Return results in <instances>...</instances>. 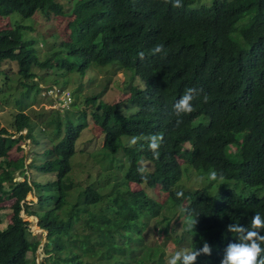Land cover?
Segmentation results:
<instances>
[{"label": "trees", "instance_id": "trees-1", "mask_svg": "<svg viewBox=\"0 0 264 264\" xmlns=\"http://www.w3.org/2000/svg\"><path fill=\"white\" fill-rule=\"evenodd\" d=\"M183 5L174 8L164 0H0V16L8 18L0 26V65L18 66L21 94L28 90V97L35 90L31 100L20 96L15 105L21 107L24 100L21 108L35 110L33 103L44 102L35 98L40 89L48 98L45 88L67 87L60 76L82 80L93 70L91 83L106 68L112 76L118 71L130 75L124 99L117 95L104 101V92L88 96L82 89L112 166L98 169L96 159L78 152L88 114L76 95L64 114L37 111L31 116L24 109L12 110L4 118L6 125L0 120V204L14 199L5 228L0 205V264H165L172 255L166 251L169 242L175 251H194L204 240L212 254L199 256L196 264H220L228 243L237 239L226 232L227 225L250 227L255 213L264 217V0H183ZM56 16L69 18V35L54 34L53 44L42 39L47 52L42 59L32 32L36 20L48 24ZM158 44L166 56L153 53ZM135 76L144 89L132 84ZM12 79L13 73L0 66V109L15 95ZM189 87L199 92L194 111L178 117L173 104ZM23 130L42 146L38 164L26 166L23 155L11 156L15 147L22 150ZM153 135L163 137L159 158L149 148ZM77 152L84 155L81 166L80 157L73 166ZM212 171L223 179L210 181ZM132 183L157 189L161 199ZM29 194L37 197L36 203L27 201ZM22 212L38 218L47 232L44 244ZM176 214L183 218L182 230L178 225L170 229ZM196 217L198 223L189 231V221ZM154 220L153 231L167 233L163 244L147 241Z\"/></svg>", "mask_w": 264, "mask_h": 264}, {"label": "rangeland", "instance_id": "rangeland-1", "mask_svg": "<svg viewBox=\"0 0 264 264\" xmlns=\"http://www.w3.org/2000/svg\"><path fill=\"white\" fill-rule=\"evenodd\" d=\"M67 0H63V2ZM212 0H201V3L203 4H209L211 3ZM2 16H0V26L6 25V23L8 22V18H3ZM13 20V19H12ZM69 21V18L67 16H56L52 22L48 23V24H44L43 22H40L39 20H36L35 26H34V31L32 32V35L35 36L36 38H38L39 43H37V47H38V53L40 54V58H44V56L47 55L46 52V46L44 47V44L41 43V40L46 38L47 43L49 44H53V42L56 40L53 35L54 34H58V38H68L69 35V28L67 26ZM55 48H59V46L55 47ZM52 51L53 50V46H51L49 48L48 51ZM2 68H4L6 71H9V73H13V79L10 83V86L12 87L13 91H15V95L14 93L10 94L8 96V103H6V101L4 100L2 102V105L4 106L2 109H0V120L1 122L6 125L5 119L7 118L9 119L10 117V111H21V110H25V112H28L31 116H34L36 113H38L37 111H42L45 114H56L51 112V107L47 106V108L45 109L44 107H40L39 105H36L35 103H33L32 107L35 108V110H33L31 107L29 108H21L24 103L26 101L23 100V102L21 104H19L21 107L17 106V104L15 105V99H17V101H20V96L21 99H25V100H31L33 98V95L35 94L34 91L32 90L30 93L27 94L28 97H26V91L24 94L20 93V90L23 88L22 85L20 84V80L22 81L23 79H21L20 75L18 74V66H16L15 64L12 63H3L0 65ZM38 70V69H37ZM113 70L115 71V67H113ZM38 72V71H37ZM43 71H40V74ZM93 70H89L87 72V74L84 76V78L82 80H76L75 76H60V83L61 84H65L66 86H68L71 91L80 99L83 100L85 98V94L84 92H82V89H85L86 95L88 96H92V95H96L99 93L104 92V94L102 95V98L104 101L105 99L107 100H111L117 97H119V99H124L126 96L121 94H124V88H125V83L126 81L129 79L130 75L129 73H127L126 71H118L116 72V76H112V69L110 68H106L104 70H102L100 72V75L96 78V80L92 81L91 83H88V78L90 77L89 74H92ZM4 75V74H3ZM4 77V76H3ZM20 77V78H19ZM37 80V79H36ZM39 81V80H38ZM46 81H53L52 78H48L46 79ZM25 82H29L32 83V80H25ZM132 84L138 88L144 89L145 87V83L142 82L138 77L135 76V78L133 79ZM17 87V88H16ZM18 87H21V89L19 90ZM18 90V91H17ZM40 94H36L35 98H37L39 101L42 102V100H44V102H51L49 98H46L43 95V90L40 89L39 91ZM32 95V96H31ZM1 98V97H0ZM77 103L79 104V106L81 108H84L87 111V117H88V127L83 131L81 137H80V142L78 143V152H84L85 150V154H90V159L92 161H96L95 162V166H98V169H101V166H112L111 165V161L108 160V157L106 154H103V149H104V135L101 132L100 128L95 124V122L92 119V107L91 105L87 106L86 104V100L84 101H79L77 100ZM29 111H32L31 113ZM42 123V122H41ZM40 123V125H41ZM10 129V128H9ZM12 130V129H11ZM22 134L25 136L23 138H21L20 140V145L22 147V150H18L16 149V147L13 149V151H11V156L16 158V157H20V155L24 156L25 159V165L26 166H30L31 164L33 165V163L38 164V162H40L41 159H43L40 156V147L38 145H35L33 143V141L30 140L29 137L26 136V130H24L22 132ZM18 135H14V137H17ZM35 141V140H34ZM42 147V146H41ZM233 151L236 150V147H234L232 149ZM39 153V155H37V152ZM76 153V155L73 158V166L75 165L78 157L79 158V165H80V161L82 158H84V155H80L79 153ZM96 159V160H95ZM145 166H148V163H144ZM81 166V165H80ZM152 168V165H150V169ZM23 177L19 176L17 179H22ZM218 183V182H217ZM219 185V183H218ZM191 186L193 187H197V183H193ZM131 187L134 189L140 188V187H146L149 194L153 195L156 197V199H161V194L160 192L155 189L152 190V188H148L146 185H139L136 183H132ZM165 196V195H164ZM162 196V200L163 202L165 201V197ZM37 197L29 194L27 197V201L28 202H33L36 203L37 202ZM14 199H8L5 198V200L3 202H1V206H2V213H3V222L1 224V228H5L7 226V224H9L11 222V214H12V208L11 205L13 204ZM24 219L27 220L28 222H30V229L34 232H36L37 234H42V244H44L45 240H46V234L47 232L42 230L40 228V226L38 225V220L37 218H34V216H28L26 215L24 212H22ZM180 215L176 214L174 216V220L170 226V229H172L175 225H178L179 229L182 230V221L183 218L179 217ZM156 220L151 221L150 223V230L148 231L147 234V241L148 243H154V244H163V242L166 240L167 237V233L163 232V233H159L158 232H154L153 231V226L155 225ZM157 231V230H156ZM170 234V233H169ZM171 235V234H170ZM166 251L167 254H173L175 252V247L173 245L172 242H169L168 245L166 246ZM42 248H40L38 250V260L40 262V260L42 259L41 255H42ZM30 256H32V254H29Z\"/></svg>", "mask_w": 264, "mask_h": 264}, {"label": "clouds", "instance_id": "clouds-1", "mask_svg": "<svg viewBox=\"0 0 264 264\" xmlns=\"http://www.w3.org/2000/svg\"><path fill=\"white\" fill-rule=\"evenodd\" d=\"M164 2L166 4H171L174 8H181L184 6L183 0H164ZM152 51L154 54L167 55L166 49L162 44L156 45ZM139 56L141 60L144 59L143 52H141ZM47 88L48 90L45 88L44 93L49 99H51V102H43L39 105L40 107H44L46 109L47 106H50L51 112L57 111L62 114L72 108L73 102L75 101V94L68 86L65 87V89L56 85ZM198 95L199 92L196 88H187L182 97L173 104V111L175 114L178 117L182 114H191L194 111L193 101ZM102 98L104 97H101V99ZM105 101H107V99H105ZM204 101L207 102V96H204ZM177 123L179 124L181 121L178 120ZM148 140L149 148L153 152V155L156 158H159V149L161 147L163 137L153 135L149 137ZM135 143L136 138H133L132 144ZM39 147L41 148V146ZM179 161L186 162L184 158ZM139 171L144 179H147V177L144 176L145 169L141 167ZM208 179L210 181H216L218 179L222 180L223 176L222 174L218 176L216 171H212L209 174ZM201 180H203V177H201ZM178 195H182V193H178ZM197 217L189 221V231L195 229V226L198 223ZM226 232H231L237 239L236 242L228 243L224 249L220 264H264V217H262L260 213H255L251 217L250 227L237 223H230L226 227ZM211 254L212 246L204 240L203 247L196 248L194 251H187L183 249L176 250L170 257H166L165 264H196L199 256H211Z\"/></svg>", "mask_w": 264, "mask_h": 264}, {"label": "water", "instance_id": "water-1", "mask_svg": "<svg viewBox=\"0 0 264 264\" xmlns=\"http://www.w3.org/2000/svg\"><path fill=\"white\" fill-rule=\"evenodd\" d=\"M42 247V246H41Z\"/></svg>", "mask_w": 264, "mask_h": 264}]
</instances>
